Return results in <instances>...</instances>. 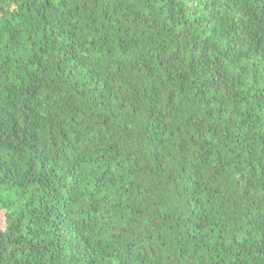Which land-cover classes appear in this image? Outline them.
Listing matches in <instances>:
<instances>
[{"label": "trees", "instance_id": "obj_1", "mask_svg": "<svg viewBox=\"0 0 264 264\" xmlns=\"http://www.w3.org/2000/svg\"><path fill=\"white\" fill-rule=\"evenodd\" d=\"M0 264H264V0H0Z\"/></svg>", "mask_w": 264, "mask_h": 264}]
</instances>
